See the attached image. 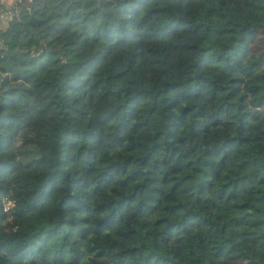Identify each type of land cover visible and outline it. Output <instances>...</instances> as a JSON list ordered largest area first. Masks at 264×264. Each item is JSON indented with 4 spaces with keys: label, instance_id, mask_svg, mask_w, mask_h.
Listing matches in <instances>:
<instances>
[{
    "label": "trees",
    "instance_id": "16d2710c",
    "mask_svg": "<svg viewBox=\"0 0 264 264\" xmlns=\"http://www.w3.org/2000/svg\"><path fill=\"white\" fill-rule=\"evenodd\" d=\"M0 264H264V0L23 3Z\"/></svg>",
    "mask_w": 264,
    "mask_h": 264
},
{
    "label": "built area",
    "instance_id": "2783aa9c",
    "mask_svg": "<svg viewBox=\"0 0 264 264\" xmlns=\"http://www.w3.org/2000/svg\"><path fill=\"white\" fill-rule=\"evenodd\" d=\"M27 1L29 0H10L9 4L2 3L3 7L0 10V26L4 27L14 16H16L19 13L20 7ZM9 205L10 202L7 201L5 204L6 209Z\"/></svg>",
    "mask_w": 264,
    "mask_h": 264
},
{
    "label": "crops",
    "instance_id": "0c3cea01",
    "mask_svg": "<svg viewBox=\"0 0 264 264\" xmlns=\"http://www.w3.org/2000/svg\"><path fill=\"white\" fill-rule=\"evenodd\" d=\"M2 3L9 4L10 0H2Z\"/></svg>",
    "mask_w": 264,
    "mask_h": 264
}]
</instances>
